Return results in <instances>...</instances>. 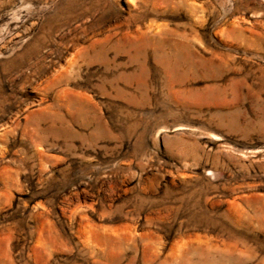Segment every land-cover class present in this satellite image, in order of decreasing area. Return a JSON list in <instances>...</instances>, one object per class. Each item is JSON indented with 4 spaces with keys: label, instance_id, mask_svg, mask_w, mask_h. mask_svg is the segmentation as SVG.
<instances>
[{
    "label": "rangeland",
    "instance_id": "obj_1",
    "mask_svg": "<svg viewBox=\"0 0 264 264\" xmlns=\"http://www.w3.org/2000/svg\"><path fill=\"white\" fill-rule=\"evenodd\" d=\"M0 264H264V0H0Z\"/></svg>",
    "mask_w": 264,
    "mask_h": 264
}]
</instances>
